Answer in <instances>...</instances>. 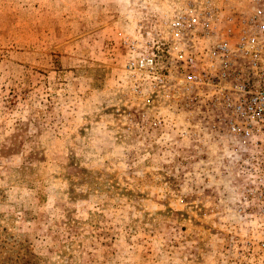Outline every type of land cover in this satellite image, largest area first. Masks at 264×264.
Returning <instances> with one entry per match:
<instances>
[{"label":"rangeland","instance_id":"374dc122","mask_svg":"<svg viewBox=\"0 0 264 264\" xmlns=\"http://www.w3.org/2000/svg\"><path fill=\"white\" fill-rule=\"evenodd\" d=\"M161 2L0 0V264H244L226 136L128 67Z\"/></svg>","mask_w":264,"mask_h":264},{"label":"built area","instance_id":"2783aa9c","mask_svg":"<svg viewBox=\"0 0 264 264\" xmlns=\"http://www.w3.org/2000/svg\"><path fill=\"white\" fill-rule=\"evenodd\" d=\"M137 33L123 40L129 69L160 70L226 136L235 210L251 224L240 254L264 264V0H162Z\"/></svg>","mask_w":264,"mask_h":264}]
</instances>
